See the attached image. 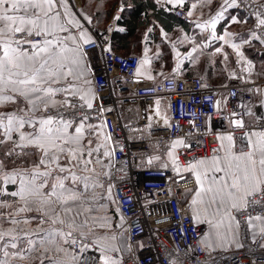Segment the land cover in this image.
Here are the masks:
<instances>
[{"label": "snow or ice", "instance_id": "snow-or-ice-1", "mask_svg": "<svg viewBox=\"0 0 264 264\" xmlns=\"http://www.w3.org/2000/svg\"><path fill=\"white\" fill-rule=\"evenodd\" d=\"M167 3L183 6L185 0ZM224 5L237 6V0H224ZM259 6L264 8V3ZM223 15L218 12L196 26L211 28V38L227 44L225 37L232 33L217 37L215 31ZM256 16L258 26L264 27V14ZM232 22L242 21L232 17ZM72 28L80 31L73 33ZM92 43L68 0H0V196L5 185L16 186L7 193L12 203L0 202V209H12L0 211V264H122L115 254L124 247L118 245L108 215L113 185L105 186L115 150L107 121L92 122L111 111L95 103L88 78L84 46ZM230 47L243 59L238 44ZM194 52L195 47L187 57ZM150 62L146 49L136 75H144L142 68ZM180 67L178 62L173 71ZM146 78L153 79L150 74ZM256 120H231L239 137L235 132L220 134L211 156L177 168L195 178L196 187L190 189L193 219L209 226L199 241L205 251L243 248L242 230L246 239L264 248V116ZM183 143L177 140L173 148ZM169 156L176 163L174 153ZM153 159L159 157L148 163ZM21 214L22 221L17 218ZM5 223L12 226L5 229Z\"/></svg>", "mask_w": 264, "mask_h": 264}, {"label": "built area", "instance_id": "built-area-1", "mask_svg": "<svg viewBox=\"0 0 264 264\" xmlns=\"http://www.w3.org/2000/svg\"><path fill=\"white\" fill-rule=\"evenodd\" d=\"M260 3L264 0H237L236 7L249 18L264 50V27L258 26L256 16L257 12L264 14ZM175 12L187 18L183 8ZM115 25L110 23L105 30L91 25L94 43L84 46L95 103L111 109L94 121H107L106 131L112 136L109 144L115 150L105 186L113 185L111 194L123 216L130 246L115 255L122 264H170L173 259L179 264H264V248L246 239L243 230V248L205 251L199 242L205 225L194 221L188 195L196 187L195 178L190 172H177L196 159L211 156L220 134L235 132L239 137L240 130L230 124L233 118L258 123L256 117L264 116V72L253 76L238 67L224 84L199 75H171L136 83L140 56L111 46ZM124 103L128 105L126 117ZM153 104L167 108V123L149 119L147 108ZM177 140L184 143L174 148L178 159L173 163L166 157ZM237 143L242 146L239 139ZM153 157L159 159L149 164ZM92 254L89 251L88 255Z\"/></svg>", "mask_w": 264, "mask_h": 264}, {"label": "crops", "instance_id": "crops-1", "mask_svg": "<svg viewBox=\"0 0 264 264\" xmlns=\"http://www.w3.org/2000/svg\"><path fill=\"white\" fill-rule=\"evenodd\" d=\"M82 2L83 0H68L69 9L75 15V18L83 25V30L92 38L93 30L90 26L95 24L92 22L91 16L84 11ZM155 2L157 3L158 9H161V11L153 12L150 10L147 14L142 13L140 17L142 22L140 23L143 24L138 26L136 32L129 38L126 47L121 50L124 53H137L141 61L145 57V50L147 49V57L151 62L143 66L142 72L144 75H136L134 82L158 81L163 77L171 75H199L205 77L212 83L224 84L229 81L233 71L238 67L245 68L248 73L253 76H258L264 72V50L261 48L259 41L252 35L254 32L250 28L249 18L236 6L227 7L224 5V0H185L183 6L168 4L167 0H159V2L155 0ZM193 4L196 5L195 8L192 7ZM179 7L186 11L187 18L180 17L176 14L175 9ZM121 9L120 7L113 9L106 23L100 27L97 25L95 26L105 30L110 23L114 22L116 25L113 32L119 30L121 33L116 36L125 38L126 27L118 25L116 19L117 16H120ZM189 11H192L191 16L188 15ZM221 11L224 15L218 20L215 31L217 37L225 35L226 32L232 33L231 36L225 37L229 42L227 44L218 38L213 40L210 35L212 32L211 28L201 29L196 26L198 23L211 20L212 17L216 16V14ZM232 17H236L242 22L233 23ZM72 29L74 30L75 28ZM149 29H151V31H149ZM79 31L73 33H78ZM245 40L248 42L245 43ZM233 43L239 45V51L243 53V59L237 55L236 50L230 47V44ZM194 47L196 48V52L192 53L191 58H188L187 54L191 52ZM216 48H221L222 52L217 53L215 51ZM177 52H179V56H177ZM225 55H227V59L224 58ZM178 62L181 63V67L178 72H174L173 69ZM249 62L251 64L250 71ZM148 74L153 77L152 80L146 78ZM88 78L92 80L93 83L91 71L89 72ZM131 106L135 107L136 105L132 104ZM127 107L128 105L124 103L122 108L125 117L129 115L128 110H126ZM157 111L159 115L156 114ZM147 113H149L153 123L159 120L165 123V120L168 121L169 119L168 111L165 106L156 104L150 105L147 108ZM92 122L100 123L95 121ZM169 152H173L175 155V149L171 148L170 151L167 152V160L173 158L169 156ZM105 162L108 163L107 160ZM166 162L168 163V161ZM110 166L106 169L107 171H109ZM4 187L5 194L0 196V202L6 201L8 203L10 201L12 203L13 198L7 195V193L14 191L16 186L5 185ZM188 195L191 203L194 195L193 191L189 192ZM111 197L112 200H114L112 194ZM193 207L194 206L191 204L192 212ZM7 209L8 208H6L7 212L12 210ZM17 218L22 221L25 216L21 214V216ZM200 224L206 227L202 237L207 236L209 233V226L205 223ZM11 226L10 224L3 225V228L7 229ZM21 226L23 227L24 225L21 224ZM32 227H35V225L33 224ZM32 238L36 239V237ZM118 245H120V243ZM120 246L124 247V250L129 248V246L126 248V241ZM24 247H27V245L24 244ZM231 247L235 246H229L227 248ZM9 251L14 250L9 248ZM0 258L3 257L0 256Z\"/></svg>", "mask_w": 264, "mask_h": 264}, {"label": "trees", "instance_id": "trees-1", "mask_svg": "<svg viewBox=\"0 0 264 264\" xmlns=\"http://www.w3.org/2000/svg\"><path fill=\"white\" fill-rule=\"evenodd\" d=\"M121 6L117 24L126 27V37L116 36L121 31L115 30L112 34L111 46L123 50L138 26L143 24L140 23L142 22L140 19L142 13L147 14L150 10L158 12L161 9H158L155 0H83L82 2L84 11L91 16L92 22L98 27L106 23L113 9Z\"/></svg>", "mask_w": 264, "mask_h": 264}, {"label": "rangeland", "instance_id": "rangeland-1", "mask_svg": "<svg viewBox=\"0 0 264 264\" xmlns=\"http://www.w3.org/2000/svg\"><path fill=\"white\" fill-rule=\"evenodd\" d=\"M222 134H225V133H222ZM172 161H173V158H172ZM106 187H107V185H106ZM2 198L5 199L4 197H2ZM8 203L11 204L10 201ZM107 204H108V215L112 218L114 232L118 236L117 243L119 242L120 245H122V243L126 241V248H127V246H129V243H128L127 234H126V231H125V228H124V219L121 220V218H120L121 215L117 211V208L115 206V202H114V200H112V198H111L110 201H107ZM0 211L5 212L6 211V208L5 209H0ZM4 225H9V224L8 223H5ZM117 225H120V227H117ZM205 229H206V227H205Z\"/></svg>", "mask_w": 264, "mask_h": 264}, {"label": "water", "instance_id": "water-1", "mask_svg": "<svg viewBox=\"0 0 264 264\" xmlns=\"http://www.w3.org/2000/svg\"><path fill=\"white\" fill-rule=\"evenodd\" d=\"M121 8H122V7H120V9H121ZM233 119H242V118H233ZM233 119H232V120H233Z\"/></svg>", "mask_w": 264, "mask_h": 264}]
</instances>
